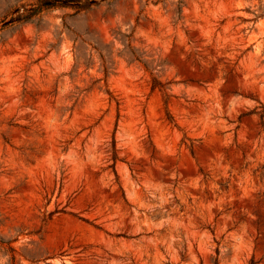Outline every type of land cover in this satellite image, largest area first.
<instances>
[{"label":"rangeland","instance_id":"rangeland-1","mask_svg":"<svg viewBox=\"0 0 264 264\" xmlns=\"http://www.w3.org/2000/svg\"><path fill=\"white\" fill-rule=\"evenodd\" d=\"M59 3L0 0V264H264V0Z\"/></svg>","mask_w":264,"mask_h":264},{"label":"trees","instance_id":"trees-1","mask_svg":"<svg viewBox=\"0 0 264 264\" xmlns=\"http://www.w3.org/2000/svg\"><path fill=\"white\" fill-rule=\"evenodd\" d=\"M46 1L49 2L50 4H52V7H54V6H64V5H61L60 3L57 4V2H58L59 0H46ZM68 1H76V0H68ZM36 11H37V9H33L32 12H36ZM30 15H32V13H31ZM18 18H22V17L19 16ZM23 18H24V17H23Z\"/></svg>","mask_w":264,"mask_h":264}]
</instances>
